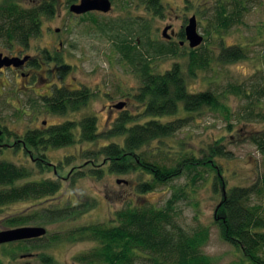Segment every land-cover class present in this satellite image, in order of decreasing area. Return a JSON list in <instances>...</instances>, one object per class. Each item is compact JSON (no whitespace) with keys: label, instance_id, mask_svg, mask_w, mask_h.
<instances>
[{"label":"rangeland","instance_id":"obj_1","mask_svg":"<svg viewBox=\"0 0 264 264\" xmlns=\"http://www.w3.org/2000/svg\"><path fill=\"white\" fill-rule=\"evenodd\" d=\"M13 1L30 8L43 4L45 0ZM52 1L51 16H41L40 32L30 37L26 46L14 42L7 47L0 41L1 53L9 56L13 50L12 54L15 55L16 50L22 49L25 55L30 57L32 54L37 64H32L28 69L32 73L29 79L10 69L0 73V124L8 130L0 138V160L31 168L30 179H52L58 181L60 187L53 195L16 200L0 206V230L16 227L7 221L14 217L27 218L21 220L22 225L46 228L44 235L29 241V252L25 253L18 241L1 243L0 264H85L76 257L92 250L97 242L89 235L80 239L74 234L79 227L92 223L109 224L113 212L126 205L149 203L163 206L176 191L179 194L174 203L177 221L186 230L201 225L209 228L208 240L201 249L213 259L214 264H250L238 249L220 236L215 213L221 192L220 186H213L211 173L201 171L199 177L193 180V173L184 171L156 188L139 193L136 187L146 178L140 169L125 173L109 172L103 164V154H86L110 142L121 144L122 135L103 136L93 142L77 141L63 147L42 146L38 152L20 140L29 129L45 132L53 125L66 121L78 122L87 115L95 116L100 133L109 129L124 113L133 117L130 124L147 121L150 116L143 114L144 101L135 96L140 85L139 77L120 59L114 48L117 33L125 31L123 26L129 25L133 17L142 16L150 22L152 36L163 38L162 29L170 25L167 34H171V40L178 41L181 39L178 37L179 31L194 14L198 31L204 37L196 47L205 45L213 52L207 66L198 68L195 76H192L187 71V56L153 57L150 64L155 72H163L179 62L189 91L213 87L220 93L222 103L233 112L229 120L232 126L228 129L227 114L223 110L203 108L199 112L189 113L184 127L161 137V140H152L148 147L136 149L131 156L148 148L149 158H154L158 146L164 151L163 155L167 153L169 156H164V161L168 165H175L173 158L176 156L177 160L178 154L191 150L199 157L201 148L221 140L225 149L231 152L230 157H216L226 187L244 185L260 188L259 177L264 170V160L257 146L243 136L248 131L264 128V119L237 122L236 116L244 115L243 107L254 99L230 93L228 85L244 83L248 95L252 94L250 83L258 81L264 85V0H247L248 7L243 11L240 22L226 28L214 26L217 0H188L187 6L186 0H161L165 11L160 16L152 15L136 0H112L109 12L91 10L83 14L71 12L68 0ZM220 41L223 46H241L245 57L228 63L218 61L216 55L221 47ZM184 47L186 50L189 47L187 42ZM25 55L16 57L23 58ZM59 58L61 62L57 61ZM64 86L86 87L91 96L84 106L68 110L65 114H53L48 111L44 100L38 99V93H46L51 87ZM120 101L125 102V106L107 114V105ZM251 106L254 110L264 111V98ZM180 115L184 116V113L180 112ZM172 118L161 117L163 121ZM41 120H46V123L42 124ZM35 158L43 160L41 164L44 168L33 165ZM92 167L104 169L100 178L91 175L75 177L76 172L84 173ZM251 200L264 209V193L253 194ZM85 204L89 207L85 208ZM66 205L73 207V210L63 218L46 222L47 216L40 217L47 208L56 209ZM37 217L40 218L37 220Z\"/></svg>","mask_w":264,"mask_h":264},{"label":"trees","instance_id":"obj_2","mask_svg":"<svg viewBox=\"0 0 264 264\" xmlns=\"http://www.w3.org/2000/svg\"><path fill=\"white\" fill-rule=\"evenodd\" d=\"M75 1L68 0L70 3ZM136 1L152 15H164L165 5L161 0ZM187 2L188 0L186 6ZM53 4L52 0H45L41 5L24 8L16 1L0 0V41L7 47L12 46L14 42L26 46L29 38L40 32L41 16H51ZM247 7V0H217L214 7V26L226 28L240 22V17ZM123 27L125 31H118L114 48L120 59L139 77L140 85L135 96L144 101L143 114L149 115L150 118L144 123L130 124L133 117L124 113L109 129L100 133L95 116L87 115L78 122L66 121L53 125L45 132L29 129L20 141L38 152L42 146L63 147L77 141L93 142L103 136L122 135L121 144L110 142L95 151H87L86 154H103V164L109 172L125 173L140 169L146 174V178L136 187L139 193L156 188L184 171L193 173V180L199 177L201 171L211 173L213 186H220L221 192L215 213L220 236L238 249L250 264H264V209L251 200L253 194L264 193V170L259 177L260 188L244 185L226 187L224 174L216 162V157H230L231 152L225 149L221 140L210 142L201 148L199 157L191 150L178 154L177 160L176 156L173 158L175 165H168L164 161V156H169L167 153L163 155L164 151L158 146L155 148L157 152L154 158H149L148 148H145L144 152H138V155L131 156L136 149L148 147L152 140H161V137L175 133L187 124L189 113L199 112L203 108L223 110L227 114V127L231 128L232 123L229 120L233 112L222 103L220 93L213 87L208 86L196 92L189 91L183 67L179 62L173 63L163 72H155L150 64L153 57L187 56V71L189 75L195 76L198 68L207 66L213 52L205 45L187 47L186 50L184 44L180 43L181 39H184L183 28L179 31L178 37L181 39L178 41L171 40V37L159 39L152 36L151 24L142 16L133 17L129 25ZM219 45L221 47L216 56L220 62L228 63L245 57L241 46H223L221 41ZM57 61L61 62L60 58ZM250 87L252 94L248 95L244 83L228 85L230 93L254 99L243 107L244 115L236 116L237 122L240 123L264 119V111L254 110L251 106L255 101L264 98V85L256 81L250 83ZM54 88L57 91L52 98L49 96L48 101L51 103V110L58 114L84 106L91 96L86 87L74 91H67L63 87ZM180 112L184 113V116L180 115ZM163 116L173 118L163 121ZM6 132V127L0 124V138ZM243 137L257 146L264 160V128L248 131ZM34 160L33 165L44 168L41 158ZM103 170L92 167L87 172L78 171L74 175L76 178L84 175L100 178ZM31 173V168L24 165L0 160V206L16 200L53 195L59 189L58 181L30 179ZM178 196V192H174L160 207L149 203L126 205L113 212L109 224L92 223L79 227L74 234L80 239L91 236L96 240L97 246L81 253L76 259L85 264H214L213 259L201 249L208 240L209 228L201 225L186 230L177 221L174 203ZM86 207H89L88 204H85ZM47 209L40 215L42 218L47 216L46 222L67 216L73 207L66 205L62 208ZM40 217H37V220ZM21 220L28 219L14 217L7 221L8 224L18 227L23 226ZM29 241L30 239L18 241L25 253L31 250Z\"/></svg>","mask_w":264,"mask_h":264},{"label":"water","instance_id":"obj_3","mask_svg":"<svg viewBox=\"0 0 264 264\" xmlns=\"http://www.w3.org/2000/svg\"><path fill=\"white\" fill-rule=\"evenodd\" d=\"M112 9L111 0H78V2H73L69 5V10L76 14H83L87 11L97 10L101 12H109ZM170 28V25H166L162 29V35L165 38H170L171 34H167V30ZM184 35L185 39L188 42V46L194 48L201 44L204 40L203 35L198 31L197 20L195 15H191L188 18L187 24L184 26ZM181 44L184 43V40L180 41ZM29 55H25L23 58L19 57H9L3 55L0 52V67L1 66H19L27 61ZM125 105V102L120 101L114 104L116 108H122ZM46 233V228L43 226L36 225H23L8 229L0 230V244L19 241L31 238L41 237Z\"/></svg>","mask_w":264,"mask_h":264},{"label":"flooded vegetation","instance_id":"obj_4","mask_svg":"<svg viewBox=\"0 0 264 264\" xmlns=\"http://www.w3.org/2000/svg\"><path fill=\"white\" fill-rule=\"evenodd\" d=\"M75 2H78V0H76ZM192 15H194V14H192ZM196 16V15H195ZM197 20V19H196ZM173 35H174V32H173ZM184 43L183 44H185V42H187V40L185 39V35H184ZM188 43V42H187ZM182 44V45H183ZM15 50V49H14ZM12 52H13V50H12ZM12 52H11V54H9V57H16V56H19V57H22L23 55H25L26 53H23L22 52V49L21 50H16V52H15V55L14 54H12ZM3 55H5L4 53H2ZM8 56V55H7ZM37 58V57H36ZM34 61V62H33ZM37 65L36 64V62H35V60H34V57H33V55L32 54H30V57L28 58V60L27 61H25L23 64H21V65H19V66H14V65H9V66H1L0 67V73H2V72H4L5 70H7V69H10V70H13V71H15L16 73H18V74H20V75H22V76H25V78H27V79H29L30 77H31V75H32V73L31 72H29L28 71V69H30L31 68V65ZM81 87V86H80ZM80 87H66V86H64L63 88L65 89V90H67V91H74V90H76V89H80ZM62 88V89H63ZM57 91V89L56 88H54V87H51V89L48 91V92H46V93H41V92H39L38 93V99H41V100H44V103H45V105H46V107H47V109H48V111L49 112H52L53 114H55V112H53L52 110H51V106H50V104L51 103H49V101H48V98H49V96H51V98H52V95L55 93ZM114 104L115 103H111V104H108L107 105V107H106V110H107V114H110V113H112V111H114V109H118V110H120L121 108H116V107H114ZM125 106V105H124ZM123 106V107H124ZM122 107V108H123ZM41 123L42 124H45L46 123V120H41ZM38 159H40V158H38ZM31 239H34V238H31ZM30 239V240H31ZM25 240H28V239H25Z\"/></svg>","mask_w":264,"mask_h":264}]
</instances>
